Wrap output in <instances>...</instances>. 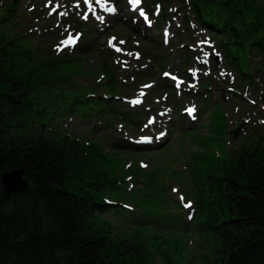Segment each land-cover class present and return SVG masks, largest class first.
<instances>
[{
	"label": "rangeland",
	"instance_id": "1",
	"mask_svg": "<svg viewBox=\"0 0 264 264\" xmlns=\"http://www.w3.org/2000/svg\"><path fill=\"white\" fill-rule=\"evenodd\" d=\"M16 1L19 5L14 9ZM166 1L160 0L155 9L159 11ZM117 9L122 11L120 15L116 14ZM123 10L124 0H0V17L5 14L15 21L3 24L7 25L2 28L7 33L0 37V42L8 43L5 45L11 49L13 60L23 68L21 74L30 84L68 89L103 85L124 96L129 106L154 104L162 119L158 121L152 115L145 122V133H138L144 142L134 139L138 134L130 126L115 124L108 132L94 134L97 123L93 121L90 128H84V124L74 119L69 124L72 135L67 147L78 149L92 162L87 160L90 165L86 176L93 167L99 180H123L122 186L134 194L129 199L133 209L157 217L178 208L181 197L195 201L196 188L204 187L205 175L222 172L229 148L254 140L256 134L264 135V127L252 130L248 125H254L258 114L248 122L253 109L225 98L220 100V106L203 110L198 120L190 122L187 114L185 118L181 114L169 128L161 126L174 116L179 106L185 107L188 99L185 96L175 100L177 90L165 86L169 69L178 76L176 88L192 89L202 75H209L213 66L222 61L211 58L214 53L201 40L206 34L193 47L181 45L178 38H174L177 42L164 46L130 27L123 20ZM165 11L163 18H158L159 29L155 32L159 35L161 25L172 19V9H163L162 13ZM182 21L184 18L179 22ZM180 30L184 36L189 35V30ZM146 42L148 47L144 45ZM145 47L152 48L153 53L159 48V58L149 59ZM181 79L195 81L186 85ZM137 100L141 106L133 103ZM237 123L243 125L240 134L229 141L228 134L239 127ZM113 139L121 141L120 145L113 147ZM131 144L151 147L135 152ZM111 212L106 219L89 220V225L114 235L111 242L146 241L150 252L148 264H203L205 251L197 235L173 233L156 223L151 228H140L127 222L124 215Z\"/></svg>",
	"mask_w": 264,
	"mask_h": 264
},
{
	"label": "trees",
	"instance_id": "2",
	"mask_svg": "<svg viewBox=\"0 0 264 264\" xmlns=\"http://www.w3.org/2000/svg\"><path fill=\"white\" fill-rule=\"evenodd\" d=\"M238 1L220 0L218 10L230 13ZM5 44L0 42V264H148L146 241L111 242L109 234L89 225L111 211L140 228L156 223L197 235L203 264H264V154L245 152L224 176L206 174L209 183L196 188L189 209L135 215L120 205L127 197L115 183L99 180L93 167L85 175L90 159L67 147L70 137L44 135L51 132L44 128L48 107L100 124L112 108L93 92L29 86ZM107 126L105 121L101 128ZM15 171L22 172L28 189L9 194L2 178Z\"/></svg>",
	"mask_w": 264,
	"mask_h": 264
},
{
	"label": "water",
	"instance_id": "3",
	"mask_svg": "<svg viewBox=\"0 0 264 264\" xmlns=\"http://www.w3.org/2000/svg\"><path fill=\"white\" fill-rule=\"evenodd\" d=\"M2 183L9 194L19 193L28 189V182L23 180V174L21 171H15L3 176Z\"/></svg>",
	"mask_w": 264,
	"mask_h": 264
},
{
	"label": "snow or ice",
	"instance_id": "4",
	"mask_svg": "<svg viewBox=\"0 0 264 264\" xmlns=\"http://www.w3.org/2000/svg\"><path fill=\"white\" fill-rule=\"evenodd\" d=\"M134 2H139V0H134ZM141 15H144V13L143 12H141ZM133 103H140V101L139 100H137V101H133ZM191 111H193L192 109H189V112H191ZM181 200H183V197H181ZM186 208H190L191 207V204L190 203H186L185 205H184Z\"/></svg>",
	"mask_w": 264,
	"mask_h": 264
},
{
	"label": "bare ground",
	"instance_id": "5",
	"mask_svg": "<svg viewBox=\"0 0 264 264\" xmlns=\"http://www.w3.org/2000/svg\"><path fill=\"white\" fill-rule=\"evenodd\" d=\"M16 4H18V3H16ZM15 8V7H14Z\"/></svg>",
	"mask_w": 264,
	"mask_h": 264
}]
</instances>
